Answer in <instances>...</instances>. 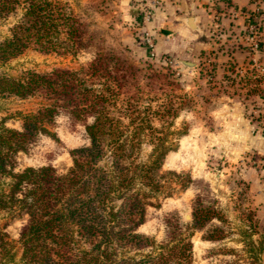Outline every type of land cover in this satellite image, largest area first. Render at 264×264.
Listing matches in <instances>:
<instances>
[{"label": "trees", "instance_id": "16d2710c", "mask_svg": "<svg viewBox=\"0 0 264 264\" xmlns=\"http://www.w3.org/2000/svg\"><path fill=\"white\" fill-rule=\"evenodd\" d=\"M14 15L17 20L0 43V63L30 48L76 56L90 47L85 23L67 2L0 0V19ZM138 17L134 23L143 44ZM225 56L233 57L227 51ZM109 62L97 54L85 69L28 71L19 78L0 75V96L40 99L34 112L22 116L20 130L0 127V212L26 216L17 263L0 228V264H194L193 233L213 220L223 223L220 211L197 196L191 221L182 223L174 215L166 219L161 242L138 232L148 207L159 208L161 199L194 183L188 173L162 172L165 157L175 151L169 136H183L171 130L182 104L171 93L154 105L155 98L144 104L134 93L124 92L132 86L125 77L133 67L117 58ZM153 78L159 81L161 76ZM163 78L159 85H172ZM60 114L83 122L88 145L69 151L71 166L64 172L50 165L18 169L20 153L40 136L54 137L50 129ZM144 144L151 153L143 162L139 154ZM225 237L223 228L215 226L205 239L218 242ZM245 237L246 253L262 264L263 241L256 245L251 235Z\"/></svg>", "mask_w": 264, "mask_h": 264}, {"label": "rangeland", "instance_id": "374dc122", "mask_svg": "<svg viewBox=\"0 0 264 264\" xmlns=\"http://www.w3.org/2000/svg\"><path fill=\"white\" fill-rule=\"evenodd\" d=\"M215 1L210 0L209 8L214 7ZM259 1L262 18L264 0ZM62 2H67L85 23L87 35L92 37L90 47L76 56L30 48L0 63V75L19 78L28 71L42 74L56 68L85 69L101 54L108 65L112 57L133 67L132 75L125 77L131 80L132 86L126 87L124 92L134 93L144 104L154 98L153 105L160 102L164 93L178 97L177 102L182 107L171 130L182 132L183 136H169L175 151L165 157L162 172L188 173L194 183L185 191H174L170 198L161 199L159 208L148 207L146 221L138 232L161 242L166 234V219L174 215L182 223L190 222L192 204L201 196L205 204H212L220 211L223 223L213 220L202 231L193 233L194 264H255L244 245L245 235H251L256 245L264 243V149L259 145L264 143V74L248 69V57L241 64V60L225 56V43L219 37L222 34L220 17L216 12L202 20L192 14L177 18L176 23L184 26L182 19L197 17L201 32H192L184 26L187 37L177 32L172 40L174 51L159 53L157 38L167 37L159 28L168 25L156 28L153 23L155 9L162 10V0L154 6L153 18L146 27L140 24L144 0ZM17 15L0 19V43L9 35ZM137 16L140 32L147 28L156 38H153V55L137 38L134 23ZM242 44L237 41L236 50L244 49ZM181 61L191 62L196 67L184 68ZM154 75L161 79L153 80ZM163 76L172 81L171 86L159 85L164 83ZM161 86L163 89L158 90ZM39 106L38 98L22 100L0 96V127L20 130L22 116ZM50 131L54 137H38L26 153L17 156L18 169L50 165L64 172L71 166L69 151L88 145L83 122L74 121L66 114L56 118ZM150 153L151 147L144 144L139 160L146 161ZM185 215H189L190 220H186ZM25 220L23 214L0 212V228L9 237L15 263L21 254L17 241ZM215 226L222 227L226 237L218 242L207 241L206 234ZM259 258L264 264V250Z\"/></svg>", "mask_w": 264, "mask_h": 264}, {"label": "crops", "instance_id": "0c3cea01", "mask_svg": "<svg viewBox=\"0 0 264 264\" xmlns=\"http://www.w3.org/2000/svg\"><path fill=\"white\" fill-rule=\"evenodd\" d=\"M162 2V10L160 11L162 13L155 9L157 13L155 15V20L153 24L154 27L156 26V28L162 27V25H168L164 26L165 28H159L160 32L166 35L167 37L165 39L157 38V52L162 53V51H166L170 53L174 51L173 49L175 48V46L172 44V40L174 39V36L177 32L187 37V34L184 31L185 27L182 24L176 23L177 18L189 16L192 14L202 20L204 16L210 18L213 12H216L218 17H220L219 32L222 34H219V37L225 43V51L230 52L233 57L241 60V64L244 63V56H247L246 46L243 41L246 31V19L243 16H233V12L241 10H249L252 12L254 9L255 1L253 2V0H216V4H214L213 8H209V6L212 5V3H209L210 0H162ZM210 11L211 14H209ZM261 17L264 18V16ZM208 21L209 20H207V22ZM261 25L262 28L260 29V35L262 37L261 40L264 43V20L262 21ZM152 37L155 38L153 34ZM237 41L238 43H243L242 46L244 47V49L236 50L237 47L234 44H236ZM261 59V64L264 66V44L263 50L261 52ZM259 145L262 149H264V143H260Z\"/></svg>", "mask_w": 264, "mask_h": 264}, {"label": "built area", "instance_id": "2783aa9c", "mask_svg": "<svg viewBox=\"0 0 264 264\" xmlns=\"http://www.w3.org/2000/svg\"><path fill=\"white\" fill-rule=\"evenodd\" d=\"M140 11V24L143 27H146L150 24L153 18V8L156 4L159 3V0H144ZM260 1L255 0L253 13L246 11H234L233 16H243L247 20L246 31L244 35V43L246 46V52L248 57V69L255 70L259 74H264V66L259 62L258 55L261 49V35L260 29L262 28L259 12L262 11L260 8ZM139 7V6H138ZM142 42L145 45L146 50L150 51V54L153 55L154 52V42L152 34L147 28L142 31Z\"/></svg>", "mask_w": 264, "mask_h": 264}, {"label": "water", "instance_id": "95a60500", "mask_svg": "<svg viewBox=\"0 0 264 264\" xmlns=\"http://www.w3.org/2000/svg\"><path fill=\"white\" fill-rule=\"evenodd\" d=\"M182 23L184 24V26L186 28H188V30L195 32V33H200V27L198 25V18L197 17H187L182 19ZM182 66H184V68H195L196 65L191 63V62H186V61H181L180 62ZM184 218L186 220H190V216L189 215H185Z\"/></svg>", "mask_w": 264, "mask_h": 264}]
</instances>
